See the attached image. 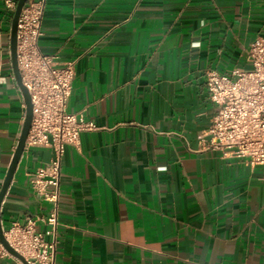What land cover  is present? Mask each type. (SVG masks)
I'll list each match as a JSON object with an SVG mask.
<instances>
[{"label":"crops","instance_id":"crops-1","mask_svg":"<svg viewBox=\"0 0 264 264\" xmlns=\"http://www.w3.org/2000/svg\"><path fill=\"white\" fill-rule=\"evenodd\" d=\"M12 15L0 0V188L25 113ZM41 31L40 50L73 63L66 111L96 126L64 148L54 264H264V167L198 137L215 113L206 71L249 67L264 0H46ZM51 157L25 144L0 206L3 233L48 214L29 175ZM35 227L51 239L48 225Z\"/></svg>","mask_w":264,"mask_h":264},{"label":"built area","instance_id":"built-area-1","mask_svg":"<svg viewBox=\"0 0 264 264\" xmlns=\"http://www.w3.org/2000/svg\"><path fill=\"white\" fill-rule=\"evenodd\" d=\"M2 3L13 13L17 0ZM45 3L46 0H25L16 27L17 66L32 108L25 144H40L52 150L50 160L29 175L32 191L50 204L48 214L13 221L4 232L8 244L28 264H54L64 148L78 146L80 133L96 129L93 122L84 120L83 114L66 111L74 78L73 63L57 66L53 57L39 48ZM245 52L247 69L206 71L205 86L215 113L198 137L208 136L206 147L219 151L223 158L264 167V38L256 37ZM36 222L49 226V241L36 229ZM7 255L10 254L0 246V257Z\"/></svg>","mask_w":264,"mask_h":264},{"label":"water","instance_id":"water-1","mask_svg":"<svg viewBox=\"0 0 264 264\" xmlns=\"http://www.w3.org/2000/svg\"><path fill=\"white\" fill-rule=\"evenodd\" d=\"M25 0H17L15 11L12 15L11 20V29H10V58H11V65H12V71L14 75V79L21 91L24 106H25V113H24V119L21 126V131L18 137V141L15 147V150L13 152L12 158L10 160V163L7 168L6 175L4 177V180L2 182L1 188H0V206L2 199L7 191V188L12 180V176L14 174V171L16 169L17 163L22 155L26 137L28 134V130L30 128L31 124V118H32V108H31V100L30 95L28 93V90L23 85L20 73L17 66V59H16V27H17V20L19 13L24 5ZM0 245L3 247V249L10 254L11 256L18 259L21 264H28L26 260L23 258L22 255H20L17 251H15L6 241L3 233V229L0 224Z\"/></svg>","mask_w":264,"mask_h":264}]
</instances>
